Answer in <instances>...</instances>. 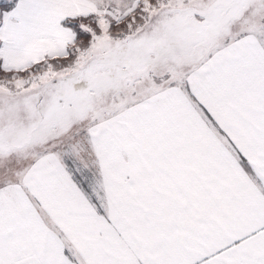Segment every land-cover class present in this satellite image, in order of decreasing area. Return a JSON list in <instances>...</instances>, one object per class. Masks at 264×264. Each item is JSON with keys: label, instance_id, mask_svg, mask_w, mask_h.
<instances>
[{"label": "snow or ice", "instance_id": "obj_1", "mask_svg": "<svg viewBox=\"0 0 264 264\" xmlns=\"http://www.w3.org/2000/svg\"><path fill=\"white\" fill-rule=\"evenodd\" d=\"M0 264H264V0H0Z\"/></svg>", "mask_w": 264, "mask_h": 264}]
</instances>
